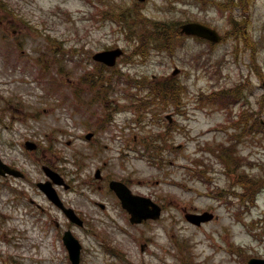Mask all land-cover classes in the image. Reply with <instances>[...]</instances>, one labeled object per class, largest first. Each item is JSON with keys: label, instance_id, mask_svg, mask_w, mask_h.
<instances>
[{"label": "rangeland", "instance_id": "obj_1", "mask_svg": "<svg viewBox=\"0 0 264 264\" xmlns=\"http://www.w3.org/2000/svg\"><path fill=\"white\" fill-rule=\"evenodd\" d=\"M249 2L244 13L240 8L221 10L215 0H0L7 8L0 6V105L7 103L11 110L18 107V117L24 119L18 120L22 135L11 155L25 173L22 179L0 184L3 226L18 228V248H2L0 264H71L61 236L66 229L82 243L81 264H179L182 240L194 250L193 257L188 250L186 254L197 264H248L245 256L264 257V126L258 133H241L239 139L235 119L229 118L247 105L257 109L264 92V0ZM118 4L135 5L152 24L166 22L175 27L177 22L197 17L229 36L215 46L207 40L179 36L172 50L152 49L145 59L136 55L134 61L120 60L117 65L127 81L158 75L172 83L182 82L183 87L179 108L173 103L166 108L163 103L154 104L141 122L133 121L135 112L124 107L123 92H110V98L118 100L117 133L122 134L123 122L132 124L131 141L135 135L140 142L151 135L168 137L164 133L170 127L167 114L180 110L173 115L176 127L159 154L163 166L136 149L123 157L105 153L113 158L111 169H119L122 163L134 190L151 195L163 206L159 219L141 224L130 222L118 198H106L87 185L93 179L97 156L83 138L90 125L84 123L81 110L75 109L78 103L71 90L92 94L79 80L94 65L88 52L116 45L131 51L133 41L127 35L134 34L127 31L126 35L117 22L99 14L101 5L113 8ZM49 36L57 43L49 45ZM51 47L58 48L59 60L49 67L62 80L61 89L71 94L67 100L52 91L55 82L50 73L46 76L39 68V63L45 64L40 55L49 53ZM176 67L180 71L173 74ZM240 81L245 82L251 101L238 103L233 110L231 103L212 104L202 96ZM155 110L161 111L162 122L153 120ZM260 119L264 121V113ZM5 124L2 129L10 132ZM233 132L235 151L244 159L241 166L208 151L217 143L229 145ZM27 138L38 140L40 149H26ZM201 157L209 162V171L196 176L190 166L195 168L196 158ZM43 164L57 165L81 185L77 192H63L68 197L63 199L82 216L83 226L71 222L37 186L46 179ZM248 180L255 182L252 195ZM30 197L40 206L29 202ZM11 198H18V208ZM205 210L214 218L200 226L185 217L187 211Z\"/></svg>", "mask_w": 264, "mask_h": 264}, {"label": "trees", "instance_id": "obj_2", "mask_svg": "<svg viewBox=\"0 0 264 264\" xmlns=\"http://www.w3.org/2000/svg\"><path fill=\"white\" fill-rule=\"evenodd\" d=\"M221 10L227 11L230 10L233 12L236 8H240L244 13L248 12L247 7H249L250 0H215ZM114 17L120 21L126 23V25L132 31H138V36L140 38L141 43L138 46V53L144 55L148 52L149 46L152 44H156L159 47L165 48L167 50H172L171 45L174 44L175 39L181 36L179 31V23L175 25V27H170L166 22L152 24L150 22V18L146 16L143 12H141L135 5L128 6V5H117V8L114 9ZM129 19V20H127ZM194 19H197L195 17ZM187 18V20H194ZM246 19V18H245ZM148 22L152 25L149 26ZM240 21L238 22V24ZM159 29V33L156 32V29ZM160 39V40H152L151 39ZM154 41H156L154 43ZM176 45V43H175ZM179 49V48H178ZM162 82H170L168 80H162ZM158 93L161 97H172L174 98L176 94V88H163L158 90ZM243 93V86L238 85L237 87L233 88H224L223 90L216 91L209 95L211 100L213 99H228L230 97H240ZM264 106H261L259 111H255V115L249 111H243L242 116L245 119L246 129L253 130L254 128L258 129L259 127H263V123L258 117L260 113L263 111ZM226 157L230 159H235L234 156L230 154V152L226 151ZM246 174H244L245 176ZM249 183V195H252L253 188L255 182L248 180ZM252 198V196H249Z\"/></svg>", "mask_w": 264, "mask_h": 264}, {"label": "water", "instance_id": "obj_3", "mask_svg": "<svg viewBox=\"0 0 264 264\" xmlns=\"http://www.w3.org/2000/svg\"><path fill=\"white\" fill-rule=\"evenodd\" d=\"M182 31L187 34H197L202 37H206L209 39H212L214 41H219L221 39L220 35L217 33L216 30L205 26L203 24L197 23V22H187L183 25H181ZM121 53V50H112V51H106L98 53L96 56L100 59H103L111 64H114V61L116 57ZM178 70L176 69L174 73H177ZM53 175V174H52ZM50 183L48 185H44V190L47 192V194L58 204L62 205V202L58 198V195L56 191L51 187ZM115 188L118 191V193L122 197L123 204L126 208L129 209V211L132 213L131 221L132 222H140L144 218L148 217H158L160 215V207L152 202L149 198H143L139 196H133L129 191L125 190L123 187L120 186L119 183H115ZM150 205L153 207L150 208ZM65 211L68 213V215L78 221L79 223H82V221L78 220V218L74 215V212L72 209H66ZM212 214L205 213L203 215L198 214H188L187 217L195 222L200 223L202 220H208L212 218ZM65 243L67 244L71 258L74 262V264H79L80 259V244L76 238L73 237L70 231H67L64 236ZM250 264H264V259L259 258H252L249 261Z\"/></svg>", "mask_w": 264, "mask_h": 264}, {"label": "flooded vegetation", "instance_id": "obj_4", "mask_svg": "<svg viewBox=\"0 0 264 264\" xmlns=\"http://www.w3.org/2000/svg\"><path fill=\"white\" fill-rule=\"evenodd\" d=\"M116 116L111 115V114H104L101 115L99 117L96 118L95 122H94V128H93V132L94 135L91 137V139L89 140V142L91 141L92 143H94V147L92 146V150L96 149L97 153L100 154V156H98V159L103 158V165H107L108 162L110 161V157L105 156V153H115L117 148H121L123 150V154H125L126 152L128 153V149H129V145H128V141H127V132L129 130V128L126 126L124 127V129L126 131H123V140H122V145L117 147L116 143H115V134L114 131L111 129V125L114 122V120H116ZM9 135L12 134V132L8 133ZM18 130H14V134L12 136V138L10 139V144H5L4 146L0 147V160L6 162L7 164H9L10 166L14 167V168H18V162L13 159L11 157L10 151L7 150L8 148L12 149L13 144H15V140L18 138ZM14 141H13V140ZM125 152V153H124ZM101 171H103L102 176L98 179L95 180V184L97 185L98 189L100 191H102L107 197L106 198H118V196L116 195V193L112 190V189H108L109 183L112 179H119L124 181L128 186H130L132 188V184L129 181L130 179L127 177V174H121V176H118L115 173H112L111 170L107 169L106 166L103 168V170L101 169ZM122 171L126 172L125 168H122ZM100 176V175H99ZM15 176H13L12 174H6V175H0V180L1 181H6L9 180L10 178H13ZM68 180V181H67ZM67 187H65V189L67 191L70 190H74L75 189V185L69 180L67 179ZM88 186L92 189V182L88 184ZM64 186H59L58 189L59 191H61V189H63ZM105 189V190H104ZM133 190V189H132ZM110 196V197H108ZM98 198V197H95ZM31 202H35L33 198L29 199ZM5 238V243H1L0 242V247L1 246H5L8 249H12V248H16V244L14 243V239L13 238H8L7 236L4 237Z\"/></svg>", "mask_w": 264, "mask_h": 264}]
</instances>
